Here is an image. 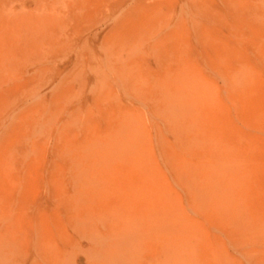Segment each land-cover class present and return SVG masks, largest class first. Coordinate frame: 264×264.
<instances>
[{
	"label": "rangeland",
	"instance_id": "obj_1",
	"mask_svg": "<svg viewBox=\"0 0 264 264\" xmlns=\"http://www.w3.org/2000/svg\"><path fill=\"white\" fill-rule=\"evenodd\" d=\"M0 264H264V0H0Z\"/></svg>",
	"mask_w": 264,
	"mask_h": 264
}]
</instances>
